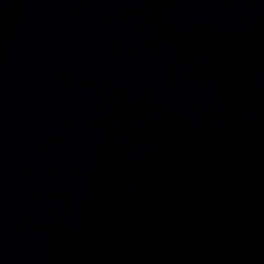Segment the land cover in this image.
<instances>
[{"label": "water", "instance_id": "obj_1", "mask_svg": "<svg viewBox=\"0 0 264 264\" xmlns=\"http://www.w3.org/2000/svg\"><path fill=\"white\" fill-rule=\"evenodd\" d=\"M0 264H264V0H0Z\"/></svg>", "mask_w": 264, "mask_h": 264}]
</instances>
